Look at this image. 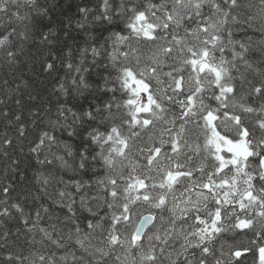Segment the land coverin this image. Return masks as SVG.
I'll list each match as a JSON object with an SVG mask.
<instances>
[{
  "label": "snow or ice",
  "instance_id": "obj_1",
  "mask_svg": "<svg viewBox=\"0 0 264 264\" xmlns=\"http://www.w3.org/2000/svg\"><path fill=\"white\" fill-rule=\"evenodd\" d=\"M236 5L105 0L94 18L116 21L107 36L42 61L49 73L57 62L67 69L57 81L56 119L49 109L45 127L44 113L31 112L36 183L45 194L50 184L56 188L47 196L51 205H37L39 195L29 202L28 191L14 196V185H0V238L15 232L42 246L28 255L9 251V264H78L84 257L77 249L92 264H248L249 257L264 264V37L233 38L228 23ZM21 7L29 11L21 15ZM78 11L82 29L89 9ZM0 15L35 23L48 9L38 0H0ZM29 31L0 32L7 64L18 61ZM40 35L52 44L56 33ZM97 66L94 86L86 74ZM94 88L107 99L81 111L59 102ZM0 117L17 125L16 140L28 138L22 113L5 109ZM58 127L73 128L69 137L86 135L83 147L60 140ZM0 143L14 147L13 136L5 132ZM54 162L74 176L53 175ZM55 205L62 218L54 217ZM81 210L89 214L85 227ZM53 246L66 250L57 256Z\"/></svg>",
  "mask_w": 264,
  "mask_h": 264
},
{
  "label": "trees",
  "instance_id": "obj_2",
  "mask_svg": "<svg viewBox=\"0 0 264 264\" xmlns=\"http://www.w3.org/2000/svg\"><path fill=\"white\" fill-rule=\"evenodd\" d=\"M63 8L55 16L49 13V16L45 17L42 21L36 18L37 22H32L30 20L16 21L13 19L9 21L8 16L0 15V32H3L5 28L9 31L11 27H16L18 31H23L25 25L30 29L29 39L26 41H21L22 52L18 53V61L9 65L3 59H0V100L5 103L0 105V110L7 109L13 114L22 113L23 121L27 122V128L29 129L28 138H21L18 142L15 139L16 133L14 128L17 127L16 124L8 125L2 117H0V135H4L5 132L13 136L14 147L5 146L7 151L14 152L15 154L20 153V149L23 148L26 160L22 157L20 159V168L24 171L25 175L29 178L34 176L36 170L39 166L36 163V154L29 152V141L34 136L33 129L36 125L32 124L31 112H43L44 116V126H47V120L49 119L48 110H51V119H56V92L59 88L57 81H62L65 79V73L67 69L63 67L59 62H57V71L49 73L42 68V61L48 59H55L61 54H67V48L71 47L73 51H76L79 47L84 46L85 41H90L91 37H95L96 28L89 23L85 24L84 28H77V22L81 20V13L78 11L79 7H92L95 11L96 0H58ZM20 4L23 5V0H20ZM15 7L12 11H15ZM28 8L21 7L20 14L24 15L28 12ZM35 16V14H33ZM90 19V18H89ZM11 24V27L9 26ZM48 29H52L56 35L52 37L53 43L47 44L41 42V32H47ZM113 28H109L108 31ZM108 31L102 32L99 36L103 39L107 36ZM67 32L68 35H64ZM91 34V36L89 35ZM51 53V55H50ZM167 70V69H166ZM100 70H97V73ZM87 79L90 83H99V76L97 74H86ZM5 81L8 83L5 84ZM19 86V87H17ZM35 97V99H30L29 96ZM79 95V94H78ZM109 96L111 94H108ZM80 99L77 104H73L71 101H67L66 98L61 97L60 102H66V107H72L73 111H81L89 108L95 103H100L102 100L107 99L102 93L95 91L93 89L92 93L85 92L84 95H79ZM21 100L22 103L17 105L15 100ZM11 118V117H10ZM39 124V121L37 122ZM60 140L67 141L73 146L74 149L82 148L83 143L81 140L74 139L67 135V132H55L54 133ZM15 158V157H13ZM43 158V157H41ZM66 159H70L67 158ZM11 163V159L7 161ZM7 164L4 162L3 153H0V176L5 175V169ZM15 167V166H14ZM56 175H64L65 180L70 179L74 176L71 171H62L60 169L56 170ZM30 182V181H29ZM12 183L14 185L13 195L16 196L21 190H28L29 183L20 180V171L15 173V178L13 179L9 175L7 182L4 184ZM62 186V185H61ZM78 200V197H77ZM43 202V201H41ZM36 203V202H35ZM37 205L39 203H36ZM46 205H51V202L46 203ZM56 215H60L62 218V211L60 205L53 206ZM67 210L64 209L63 212ZM87 212L78 213L81 227H85V218L88 217ZM66 230V229H65ZM14 231V228H13ZM15 237H13L14 239ZM248 264H251V258H248Z\"/></svg>",
  "mask_w": 264,
  "mask_h": 264
},
{
  "label": "clouds",
  "instance_id": "obj_3",
  "mask_svg": "<svg viewBox=\"0 0 264 264\" xmlns=\"http://www.w3.org/2000/svg\"><path fill=\"white\" fill-rule=\"evenodd\" d=\"M11 2V0H9ZM105 0H96V8L95 11L93 10L92 7H87L89 9L88 12V21L90 25L95 26L96 28V35L95 37L100 36L102 32L108 31L109 28H114L116 26V21H108L105 22L103 19L97 20L94 17L97 15H101L102 13V5L104 4ZM218 3H222L225 5L230 6L231 5V0H217ZM23 3H25V0H23ZM38 3L46 7L48 9V15L51 13V15L55 16L58 12H60L63 8V5L58 2V0H38ZM207 11V10H205ZM90 18V19H89ZM77 27V25H76ZM228 27L231 29L233 33V38L247 42L248 38H251L252 40H258L259 38L264 37V0H237V5L234 9H232L231 16L229 17V23ZM0 59H3L5 61V56L2 51H0ZM15 63V62H14ZM97 70H101L99 66L97 68L93 69L92 72L93 74H97ZM64 97L66 98L67 101L73 102V104H77L80 96L78 94H73V96H60L59 97V102L60 98ZM56 102L57 97H56ZM77 130H80L83 126L80 124H77L74 126ZM57 132H67V135L69 136V133L73 131V128H68V129H62V128H57ZM74 139L81 140L82 143H84L87 140V136L83 135H74L72 136ZM27 139V138H25ZM3 140V136L0 135V141ZM20 142L19 140H17ZM6 145H3L0 143V153H3V159L4 162L7 164V167L5 169V175L0 176V185L4 184L7 182V179L9 175L12 176V178H15V173L19 170L20 171V180L24 181L26 183H29V188L28 190H21L20 193H23L24 191H28V199L29 202L32 200H35V197L39 195L41 197L40 200H35L36 203H48L51 202L52 200L47 199L48 195L54 194L56 185L55 183H52L48 186V192L47 194L43 193L40 191V185L36 183L35 179V173L32 178H29L25 175L24 171L20 168V159L23 157L26 160V156L24 154L23 148L20 149V153L17 155L14 152H9L8 155H4V149ZM11 148V147H10ZM15 157V158H13ZM11 159V163H7V161ZM15 166V167H14ZM50 171H53V175H56V164L55 162L53 163ZM30 181V182H29ZM10 185H13L12 183H8ZM43 201V202H41ZM80 212H85L81 210ZM79 212V213H80ZM53 214L54 217L56 216L55 210L53 209ZM52 222H56L55 218ZM15 237V240L18 241L17 243H12L11 240ZM96 241H94L95 243ZM69 247H72L70 241H66ZM32 247L36 248H42L40 245H35V244H28L27 243V236H16L15 232H13L12 237H10L9 241H5L3 238H0V264H9V262L6 259V254L11 251L14 255L17 254L18 248H23V255H28L29 252L31 251ZM49 250L51 251H57V256L61 254L63 251L66 249H60L57 250L55 247H51ZM77 256H83L84 259L78 261V264H92L91 258L88 257L85 253L80 252L78 249L76 250ZM69 264H72L71 260H69ZM110 264V262H108Z\"/></svg>",
  "mask_w": 264,
  "mask_h": 264
}]
</instances>
